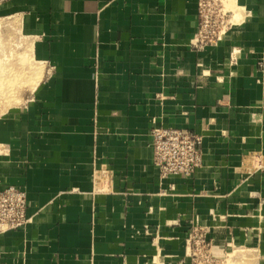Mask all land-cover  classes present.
I'll return each mask as SVG.
<instances>
[{
    "label": "crops",
    "instance_id": "obj_1",
    "mask_svg": "<svg viewBox=\"0 0 264 264\" xmlns=\"http://www.w3.org/2000/svg\"><path fill=\"white\" fill-rule=\"evenodd\" d=\"M233 6L198 48V0H0V189L30 217L0 264H191L195 225L264 264V0ZM155 126L203 134L202 166L161 178Z\"/></svg>",
    "mask_w": 264,
    "mask_h": 264
},
{
    "label": "built area",
    "instance_id": "obj_2",
    "mask_svg": "<svg viewBox=\"0 0 264 264\" xmlns=\"http://www.w3.org/2000/svg\"><path fill=\"white\" fill-rule=\"evenodd\" d=\"M224 0H198V26L193 45L198 48L217 45L227 34L232 17L223 6ZM215 5H219L216 12ZM153 162L161 178L191 176L202 166L204 136L201 133L176 126H155L151 129ZM252 164L260 167L264 156L255 153ZM113 188V172L101 168L94 173V191L107 193ZM27 191L10 185L0 189V234L25 227L30 217L27 214ZM187 244L191 264H223L227 256L220 257L209 231L201 225L193 226Z\"/></svg>",
    "mask_w": 264,
    "mask_h": 264
},
{
    "label": "rangeland",
    "instance_id": "obj_3",
    "mask_svg": "<svg viewBox=\"0 0 264 264\" xmlns=\"http://www.w3.org/2000/svg\"><path fill=\"white\" fill-rule=\"evenodd\" d=\"M233 4H234L233 0H224L223 5H221L226 10H229V12L231 14V17H232L233 10H234ZM214 7H215V10L217 12L220 6L219 5H215ZM243 254H245V253H243ZM223 264H240V263L236 262L235 258L233 257V255L230 254V255L227 256V260Z\"/></svg>",
    "mask_w": 264,
    "mask_h": 264
},
{
    "label": "bare ground",
    "instance_id": "obj_4",
    "mask_svg": "<svg viewBox=\"0 0 264 264\" xmlns=\"http://www.w3.org/2000/svg\"><path fill=\"white\" fill-rule=\"evenodd\" d=\"M233 3H234V0H233ZM235 17V19H236V16H234Z\"/></svg>",
    "mask_w": 264,
    "mask_h": 264
}]
</instances>
